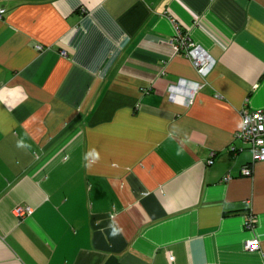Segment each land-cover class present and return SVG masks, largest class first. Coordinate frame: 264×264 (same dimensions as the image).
<instances>
[{
	"label": "crops",
	"instance_id": "1",
	"mask_svg": "<svg viewBox=\"0 0 264 264\" xmlns=\"http://www.w3.org/2000/svg\"><path fill=\"white\" fill-rule=\"evenodd\" d=\"M3 8L0 264H264V161L231 150L264 109V0Z\"/></svg>",
	"mask_w": 264,
	"mask_h": 264
},
{
	"label": "built area",
	"instance_id": "2",
	"mask_svg": "<svg viewBox=\"0 0 264 264\" xmlns=\"http://www.w3.org/2000/svg\"><path fill=\"white\" fill-rule=\"evenodd\" d=\"M5 11V8L0 9V16ZM175 24L176 33L172 42L174 50L176 52H184L191 59L198 72L204 76L207 75L214 67L215 60L204 48L191 41L188 32L180 24H177V22ZM235 137L244 145H242L243 147L232 146L231 150L237 151L248 146L252 151L254 161H264V109L244 110L243 125ZM212 162L213 160H210V163ZM242 172L246 176H251L253 173L249 165L245 166ZM31 210L30 207H19L16 209L18 214L29 213ZM254 221L253 216H251L248 219L247 226L250 228L254 227ZM245 246L249 250H257L260 248V240L257 238L249 239ZM170 259L173 260L174 256L172 255Z\"/></svg>",
	"mask_w": 264,
	"mask_h": 264
}]
</instances>
